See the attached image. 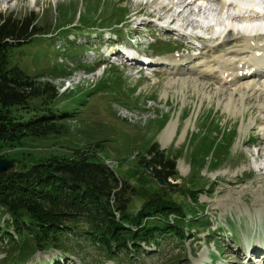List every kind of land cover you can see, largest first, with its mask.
<instances>
[{"label":"rangeland","instance_id":"1","mask_svg":"<svg viewBox=\"0 0 264 264\" xmlns=\"http://www.w3.org/2000/svg\"><path fill=\"white\" fill-rule=\"evenodd\" d=\"M161 3L0 0L2 13L19 18L34 13L39 18V33H43L34 42L14 49L12 64L38 82L54 84L62 95V105L78 95L85 98L83 113L68 123L66 136L27 139L21 146L1 148L0 158L17 160V170L53 155H70L78 147H91V142L104 141L99 155L113 162L117 175L135 189L130 212L138 213L156 194L174 200L187 207L186 220L169 218L183 228L186 237L179 241L162 238L160 247H146L148 253L135 260L106 257L81 241L73 243L70 251L57 247L37 250L34 241L26 239L36 250L22 259L6 239L12 236L18 247L22 245L10 227L6 237L0 235V264H211L210 257L215 259L212 264H263L257 254L249 261L240 255L248 243L264 247V111L252 98L246 101L247 112L233 117L219 104L223 97L202 101L197 90L191 88L185 90L186 99H182L178 85L167 87L173 76L168 71L155 70L161 66L146 69L127 61L133 54L129 47L143 52L141 57L136 53L133 56L143 64L148 56L164 60L196 55L203 57L200 62L210 63L219 55L220 41L205 45L210 50L204 56L199 55L201 51L167 41L164 36L175 33L174 28L162 32L156 21L165 16L175 18L174 12L179 9L165 14ZM149 37L156 43L148 45L145 39ZM212 47L215 48L211 50ZM124 56L128 57L123 59ZM178 118V133L165 146L160 136L170 121ZM190 119L192 123L184 136ZM250 122L255 124L242 133V125ZM154 143L166 158L178 157L180 178L163 180L165 186L139 163ZM216 145L215 154H210ZM191 179L199 181L191 185ZM185 185H190L187 190ZM194 218H205V223L190 226ZM7 221L9 216L2 215L0 231L7 227ZM86 246L89 248L85 250Z\"/></svg>","mask_w":264,"mask_h":264},{"label":"trees","instance_id":"2","mask_svg":"<svg viewBox=\"0 0 264 264\" xmlns=\"http://www.w3.org/2000/svg\"><path fill=\"white\" fill-rule=\"evenodd\" d=\"M38 22L34 13L19 18L0 12V149L21 146L27 139L66 136L68 123L83 113L82 95L62 105V95L54 84L38 82L12 64L14 49L43 36ZM102 143L91 142V147H78L70 155H53L0 174V218L9 216L0 235L6 237L10 227L14 229L22 245L18 247L12 236L6 239L14 244L18 258L31 256L39 246L70 251L73 243L81 241L106 257L135 260L148 253L146 247H160L162 238L179 241L186 237L183 228L169 218L186 220L187 207L174 200L156 194L138 213L130 212L135 189L106 165L98 151ZM216 149L217 145L209 153ZM177 159L166 158L154 143L139 163L156 174L157 181H167L180 178ZM197 181L191 179L190 184ZM203 223L205 218L189 222L196 227ZM26 239L34 241L36 248Z\"/></svg>","mask_w":264,"mask_h":264},{"label":"bare ground","instance_id":"3","mask_svg":"<svg viewBox=\"0 0 264 264\" xmlns=\"http://www.w3.org/2000/svg\"><path fill=\"white\" fill-rule=\"evenodd\" d=\"M157 1H162L160 8L165 11V14L178 8L179 10L174 12V17H180L183 22L186 21L183 24L188 29H192L190 27L200 29L201 25L198 22L200 18L204 27L208 28L207 31L214 34L212 39H222V43L218 46L220 53L217 57L214 56L210 63L201 62L199 66L188 64L185 67L190 59H194L193 56L181 58L174 56L162 61L173 76L167 82V87L178 85V94L182 99H186L185 90L189 88L195 92L197 90L202 101L211 100L215 96L223 97L218 102L233 117L238 114L244 115L248 110L246 101L252 98L258 101V108L264 111V4L255 0H238L237 6H234L229 5L228 0H211L210 2L215 4L212 5L214 7L209 10L197 8L195 10V6L186 3V0H174L175 2L168 3L167 0ZM255 8L257 11L263 8L259 11L262 14L253 12ZM213 19L218 24L216 30L215 27H211L212 22L215 21ZM157 20L161 21V18ZM169 27L166 25L160 30L166 31ZM173 30L181 33L179 29ZM237 30H241L243 34L236 33ZM211 42L215 43L216 40ZM181 66H183L182 69ZM164 96L168 97L167 93ZM201 103L203 105V102ZM191 123L190 119L186 124L184 136ZM254 124L252 122L250 125H242L241 132H246ZM178 125L179 118L173 119L164 128L160 141L165 146L177 135ZM186 171L187 169L182 165V172L186 173ZM243 253L240 256L245 258V261L252 259L253 254L264 259V247L253 243H248Z\"/></svg>","mask_w":264,"mask_h":264},{"label":"water","instance_id":"4","mask_svg":"<svg viewBox=\"0 0 264 264\" xmlns=\"http://www.w3.org/2000/svg\"><path fill=\"white\" fill-rule=\"evenodd\" d=\"M17 160L14 159H1L0 158V174L2 173H10L16 170ZM159 184L165 186L163 180L159 179Z\"/></svg>","mask_w":264,"mask_h":264}]
</instances>
